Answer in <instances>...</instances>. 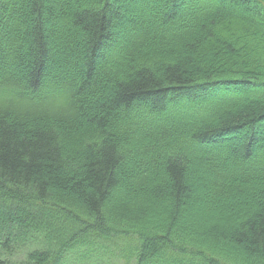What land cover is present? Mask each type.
<instances>
[{
	"label": "trees",
	"instance_id": "trees-1",
	"mask_svg": "<svg viewBox=\"0 0 264 264\" xmlns=\"http://www.w3.org/2000/svg\"><path fill=\"white\" fill-rule=\"evenodd\" d=\"M256 127L264 0H0V264H264Z\"/></svg>",
	"mask_w": 264,
	"mask_h": 264
},
{
	"label": "bare ground",
	"instance_id": "bare-ground-1",
	"mask_svg": "<svg viewBox=\"0 0 264 264\" xmlns=\"http://www.w3.org/2000/svg\"><path fill=\"white\" fill-rule=\"evenodd\" d=\"M226 54V53H225ZM229 56V55H227ZM231 56H233L231 54ZM227 58V57H226ZM228 59H231L228 58ZM264 137V131L260 127H256V139L259 141ZM209 139V138H208ZM207 139V140H208ZM238 139V137L235 135L234 131L231 130L226 133H220L212 136V139H209L210 142L214 143H222V142H228L229 144H234ZM257 142V141H256ZM255 142V143H256ZM254 147V146H253Z\"/></svg>",
	"mask_w": 264,
	"mask_h": 264
},
{
	"label": "rangeland",
	"instance_id": "rangeland-1",
	"mask_svg": "<svg viewBox=\"0 0 264 264\" xmlns=\"http://www.w3.org/2000/svg\"><path fill=\"white\" fill-rule=\"evenodd\" d=\"M13 252V251H12ZM15 257L20 258V254L18 252H15ZM8 258V256L5 257V259ZM119 264H126V260L121 258Z\"/></svg>",
	"mask_w": 264,
	"mask_h": 264
}]
</instances>
